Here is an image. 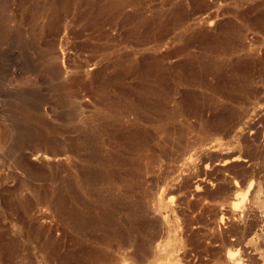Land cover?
Here are the masks:
<instances>
[{
	"label": "rangeland",
	"instance_id": "rangeland-1",
	"mask_svg": "<svg viewBox=\"0 0 264 264\" xmlns=\"http://www.w3.org/2000/svg\"><path fill=\"white\" fill-rule=\"evenodd\" d=\"M121 1L0 0L1 259L264 264V0Z\"/></svg>",
	"mask_w": 264,
	"mask_h": 264
},
{
	"label": "bare ground",
	"instance_id": "bare-ground-1",
	"mask_svg": "<svg viewBox=\"0 0 264 264\" xmlns=\"http://www.w3.org/2000/svg\"><path fill=\"white\" fill-rule=\"evenodd\" d=\"M79 1L83 2L87 6L86 10L88 12V15H86L84 12H80V15L86 16L89 20L92 19V21H95L96 20L95 18L97 16H102V15H106L107 19L111 18L115 15V11H113L114 10L113 8H120V9L122 8V1L121 0H110L109 2L100 1V0H96L97 2L94 0H79ZM119 19H120V21L125 22L126 21V14L120 16ZM149 66H152V64L151 65L149 64ZM17 198H18V200H22L25 202L24 196L18 195ZM42 233L40 232V230L36 231V235L33 237L34 245L36 247H38L39 250H45L46 248L56 249L55 247L59 243L58 240L56 239V236L52 232H49L47 236L46 235L42 236ZM26 238H28V237H26ZM115 239L116 238L113 236H104L103 237V241L105 243H109V244L112 243ZM100 240H102V239H100ZM74 241L78 245H84L85 244L83 239L80 237H75ZM120 242H123L124 244L129 246V245L133 244V239L130 236L122 235V237H120ZM24 246H25V244H24ZM0 247L3 248L2 245H0ZM23 248H25V247H23ZM133 252H134V248H133ZM0 264H17V262L15 260H11L10 258H5V257H3L1 259V256H0Z\"/></svg>",
	"mask_w": 264,
	"mask_h": 264
}]
</instances>
